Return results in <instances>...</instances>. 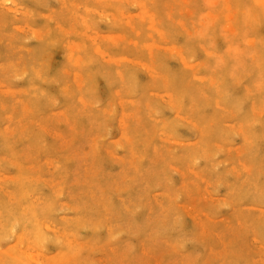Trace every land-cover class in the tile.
<instances>
[{
	"label": "rangeland",
	"instance_id": "obj_1",
	"mask_svg": "<svg viewBox=\"0 0 264 264\" xmlns=\"http://www.w3.org/2000/svg\"><path fill=\"white\" fill-rule=\"evenodd\" d=\"M249 3L0 0V264L107 258L97 251L107 238L96 232L103 208L84 207L79 214L59 209H72L80 197L87 167L82 157L97 147L94 138L103 131L87 98L109 101L121 75L141 102L157 75L187 93L185 108L201 93L212 98L197 113L216 123L205 159L187 174L194 187L182 197L177 228L200 231L207 224L210 235L230 242L228 258L264 264V21L245 19ZM65 66L71 67L67 74ZM175 116L174 108H166L160 118ZM172 132L178 145L198 140L187 121ZM107 135L97 165L118 180L137 161L118 127ZM155 173L151 199L158 208L171 188L163 161ZM175 181L183 185L185 173ZM212 199L228 206L217 211ZM44 207L55 209L44 233L54 236V225L63 229L79 219V235L70 233L60 244L46 241L38 230Z\"/></svg>",
	"mask_w": 264,
	"mask_h": 264
},
{
	"label": "clouds",
	"instance_id": "obj_2",
	"mask_svg": "<svg viewBox=\"0 0 264 264\" xmlns=\"http://www.w3.org/2000/svg\"><path fill=\"white\" fill-rule=\"evenodd\" d=\"M242 14L246 20L259 18L264 21V0H250ZM70 71L71 67L65 66L62 73ZM118 82L120 86L109 101L104 102L91 95L87 98L88 110L99 117L103 131L94 138L97 147L90 148L82 157L87 167L82 181L85 188L80 197H74L77 202L72 209L63 206L59 209L60 212L74 210L79 214L84 207L103 208L102 219L96 221V232H106L107 238L98 243L97 251L107 258L77 260L75 264H246L242 259L228 258L230 242L223 235H210L207 224L200 231L179 232L177 228V221L183 219L180 207L182 197L194 187L187 174L205 159L208 150L206 138L216 123L215 120L203 122L197 113L211 106L212 98L201 93L198 103L185 108L187 93L174 86L167 77L157 75L145 86L146 96L141 102L133 99L135 93L126 86L123 75L118 77ZM216 105L220 106L219 97L216 98ZM166 108L176 111L172 120L160 118ZM261 110L264 113V97ZM221 115L226 116L227 109ZM146 121L150 122V127L146 126ZM185 121L197 133L198 140L178 145L172 130L184 126ZM117 127L137 163L131 166L132 171L118 180H112L107 173H101L97 158L100 142L108 139L107 134ZM157 140L166 143L157 144ZM140 161H144L143 166ZM158 161L164 162L171 192L166 202L157 208L152 204L151 192L154 190L153 177ZM181 171L185 173V183L177 186L175 177L180 176ZM132 189H135L134 195ZM215 194L213 189L209 198ZM83 197H87V201L80 204L78 201ZM211 206L218 211L228 205H217L212 199ZM54 211L52 207L42 209L43 219L38 222V230L44 239L60 244L70 233L78 236L81 228L79 219L65 224L63 229L54 225V236L42 231L45 223L52 222L48 217ZM221 244L223 247L219 246Z\"/></svg>",
	"mask_w": 264,
	"mask_h": 264
}]
</instances>
